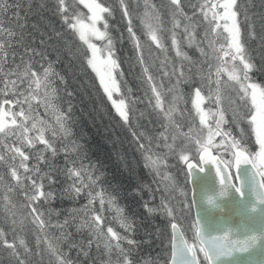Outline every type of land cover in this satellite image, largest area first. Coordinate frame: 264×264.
<instances>
[{"label": "snow or ice", "instance_id": "snow-or-ice-1", "mask_svg": "<svg viewBox=\"0 0 264 264\" xmlns=\"http://www.w3.org/2000/svg\"><path fill=\"white\" fill-rule=\"evenodd\" d=\"M118 4L134 53V63L130 68L139 67L138 78L146 86L148 104L157 118L163 121L161 127L164 131L153 137L137 131L139 125L133 124L137 101L132 99L131 88L122 87L125 72L110 30V21L115 19V9L110 4L103 0H52L53 14L59 16L74 40L78 41L73 47L72 40L54 31L58 43L51 47L56 53V62L64 54L72 60L83 58L115 114L128 127L143 156L144 166L156 175H161V168L167 167L169 155H177L186 167V180L191 182L197 171L204 173L208 166H212L224 189L220 195H227L231 189L243 197L245 183L254 182L258 202L264 204V84L255 81L251 75L256 65L245 46L242 25H247L250 38H255L256 32L255 22L250 21L247 10H244L241 21L238 0H167L159 7L151 0H144L142 14L131 9L128 0H118ZM81 5L87 14L81 11ZM20 7L19 4H9L8 0H0V17L14 8L12 19L19 22L22 20ZM41 7H44L43 3ZM186 9H192V13ZM161 10H166L170 17L169 29L163 27ZM261 19L264 20V15ZM136 20L143 26V40L137 34ZM3 25L4 20L0 19V203L3 204L4 222L11 223L14 233L18 226L22 230L25 221L30 219L36 230L37 251L32 252L23 236L14 234L10 240L3 227H0V247L8 250L15 264H33L34 255L40 257L36 264H41L44 260L39 252L41 245H44V253L48 257L47 264H83L90 259L93 246L98 254L103 247L107 256L103 264H135L130 253L139 242L121 235L104 216L107 206L115 213L114 219L119 226L132 231L124 209L103 190L94 191L100 177H94L93 170L83 164L77 167L67 156L66 164L71 166L65 167L63 175L70 183L64 193L71 199L86 197L87 202L82 207L73 209L76 214L73 219L79 218L76 231H87L89 239L73 240L72 233L67 231L69 219L53 223L51 209L46 217L44 205L56 199L53 188L61 183L58 178L61 170L52 163L61 150L55 141L58 135L64 138L72 135L68 126L71 106L65 112L56 103L55 80L66 81L56 71L54 62L49 60L47 51L25 45L23 33L16 41L23 47V55L17 62V53L12 51L13 37L17 33ZM201 25L202 38L198 39L197 29ZM18 26L24 27L22 23ZM261 27L264 29V24ZM165 31L169 34L177 62L169 56ZM261 38L264 40V36ZM51 39L53 37H49ZM185 45L195 48L204 59L194 61L184 50ZM153 46L158 53L154 54ZM204 64H207L206 70ZM225 76L226 80L223 79ZM184 85L189 86L188 95L195 112L186 132L180 123L185 116L181 107L186 102ZM206 104H214L215 109L205 108ZM38 106L54 117L55 126L41 118ZM228 113L239 129V137L224 127L229 124ZM196 118L199 127L195 124ZM79 147L76 145L71 151L75 152ZM161 147L167 150L164 154L154 151V148ZM213 149L220 154H213ZM193 151L194 156L189 154ZM225 153L230 159L224 158ZM163 179L168 181L164 186L165 192L171 194L177 190L172 177L164 175ZM17 190L23 196L19 203L13 200ZM179 197V207L161 199V208L170 218L171 228V251L167 264H201L198 252L203 254L204 264H217L221 257L231 255L237 248L246 250L256 242L255 236L242 244L233 243L227 234L205 236L197 214L193 225L199 241L197 248L196 244L184 238L180 224L176 222L177 211L191 208L186 192L180 190ZM172 198L177 199L175 196ZM97 202L99 208L95 206ZM208 203L214 204V200L209 198ZM148 211L156 210L149 208ZM52 228L59 230L58 235L49 232ZM122 242L130 247L126 249ZM65 243L67 251L63 249ZM73 248L77 249L75 259L69 254Z\"/></svg>", "mask_w": 264, "mask_h": 264}, {"label": "trees", "instance_id": "trees-1", "mask_svg": "<svg viewBox=\"0 0 264 264\" xmlns=\"http://www.w3.org/2000/svg\"><path fill=\"white\" fill-rule=\"evenodd\" d=\"M103 2L110 4L115 9V19L110 21V30L116 40L117 55L121 60V66L125 72L123 78L125 83H122V87L131 88L132 99L137 101L133 124L139 125L136 129L137 131H144L148 135L155 137L158 133L164 131L161 127L163 121L157 118L148 104V97L145 96L146 86L138 78L139 67L134 66L130 68V65L134 63V53L132 44L128 39L126 22L122 20L118 0H103ZM166 2L167 0H151V3L158 7ZM8 3L19 4L21 6L19 9L20 16L22 17L21 21L17 22L12 19V12L16 11L14 8L0 17V19L4 20L3 26L5 28L11 27L17 33L13 37L12 49V51L17 53V62H19V56L23 55V47L16 44V41L20 39V33H23L25 45L48 52L49 60L54 62L56 71L66 81V83H62L57 78L55 80V87L57 88L58 97L56 103L59 107L65 112H67L69 106L72 109L71 113H68L70 116L68 126L72 130V135L69 136V140L73 147H76V145L80 146L75 152L82 163L88 165V168L93 170L94 177H100L97 182L100 190H103L108 196L114 197L117 205L124 209V214L130 222L132 221V231H126L121 228L117 224V220L114 219L115 213L106 209L105 217L107 223L113 228H116L120 234L127 235L139 242L130 253L135 264H167L171 251V228L170 218L167 217L161 208L162 198L166 203L179 207L178 201L181 199L179 197V191L183 190L187 193V201L191 203V208L190 210L185 208L184 211H177L175 213L176 222L183 226L188 238L196 242L195 229L193 227L195 218L191 201V189L189 181L185 178V165L178 159L177 155H169L167 157L168 165L167 167L161 168V175L158 176L149 168H146L144 166L143 156L138 150L137 144L134 142L128 127L115 114L110 103L100 90L94 74L84 64L83 58L78 57L72 60L67 54H64L56 62V53L51 47L52 44L58 43L54 36V31H59L63 33V38L72 40L73 47H76L78 41L74 40V37H72L70 31L60 20L59 16L53 14L52 0H8ZM42 3L44 7H41ZM128 3L130 8L135 12L138 14L143 13L144 0H128ZM238 7L241 10V21L244 19L243 12L246 9L250 21L255 22V38H250L247 33V25H242L244 27V42L252 57L253 63L256 65V69L251 73L252 78L264 84V40L261 38L264 36V29L261 27L264 24V20L261 19V16L264 15V0H238ZM80 9L87 14V10L82 5ZM186 11L189 14L192 13V9H186ZM161 18L163 27L169 29L171 23L166 10H161ZM21 23L24 25L23 28L18 26ZM134 23L137 34L141 35L143 40V26L139 20H136ZM202 31L203 25L197 29L198 39L202 38L200 35ZM163 34L165 42L169 45V56L174 62H177L175 53L170 46L169 34L167 31ZM180 36L183 38L182 33H180ZM49 37H53V39L49 40ZM41 41L44 43H41ZM60 46L62 47V42ZM204 47L207 51L206 43ZM153 50L154 54L158 53V50H155L154 46ZM184 50L194 61H202L204 59L195 48H188L185 45ZM36 59L38 60L39 57ZM203 67L206 70L207 64H204ZM223 79L226 80L227 77L225 76ZM184 91L186 102L181 107L185 110V116L180 120V123L182 130L186 132L189 123L192 122L191 118L195 116V112L192 108L191 97L188 95V85H184ZM68 93H72V95H68ZM207 107L215 109L214 104H206L205 108ZM141 112L144 113L143 116L140 115ZM227 119L229 120V124L224 126L225 129H230L233 135L239 137V129L232 123L230 113L227 114ZM195 124L199 127L198 118L195 119ZM244 127L246 128V125ZM245 139L247 140V137ZM58 141L55 142L56 146L58 149H61ZM177 143L179 144L180 141H177ZM154 151L164 154L167 150L161 147L159 149L154 148ZM215 152L218 153V150ZM189 154L194 156L195 152L193 151ZM62 156H67L69 159L70 153H67L65 149H61L52 161L54 167L61 170V175L58 177L61 183L56 184L53 188L56 199L44 205L45 215L47 217L48 210L51 209L50 219L53 223L57 221L63 222L65 218H68L70 223L67 231L72 233L71 238L76 241L81 239L87 241L89 239L87 231H76L75 225L79 218L73 219L76 215L73 209L82 207L87 202L86 197L81 196L77 199H71L64 193V189L67 188L69 183L63 175V170L69 164H66ZM164 175L172 177L177 186L175 192L170 194L164 191V186L168 183V181L163 179ZM5 178L8 179V177ZM173 196L177 197V199H173ZM13 200L17 203L23 201V196L19 190L13 196ZM149 208L155 209L156 211L150 212L148 211ZM21 211L26 210L21 209ZM3 217V204L0 203V227L4 228L10 240L14 234L23 236L32 252L36 253V230L30 222V219L25 221L22 230L18 226L14 233L11 223H5ZM10 220L11 217H9ZM49 232L58 235L59 230L52 228L49 229ZM189 232L191 233L189 234ZM123 245L126 249L130 247L125 242H123ZM63 249L68 250L67 243L63 244ZM20 251L22 252V249ZM39 252L40 256L44 257L41 264H47L48 257L44 253V245L40 246ZM69 254L74 259L77 258V249H71ZM39 259V256L34 255L32 257L33 264H36ZM106 259V256L100 253L98 254L97 249L93 246L90 259L83 261V264H103ZM200 261L201 264H204L201 258ZM0 264H15V260L9 256L8 250L2 247H0Z\"/></svg>", "mask_w": 264, "mask_h": 264}, {"label": "water", "instance_id": "water-1", "mask_svg": "<svg viewBox=\"0 0 264 264\" xmlns=\"http://www.w3.org/2000/svg\"><path fill=\"white\" fill-rule=\"evenodd\" d=\"M189 185L194 217L196 220L198 214L205 236L227 234L233 243L241 244L257 237L246 250L237 248L231 255L221 257L217 264H264V204L258 202L254 182L245 183L243 197L231 189L222 196L224 189L214 168L208 166L204 173L197 171ZM209 198L214 204L208 203ZM180 231L183 232L181 228ZM184 238L187 240L185 234Z\"/></svg>", "mask_w": 264, "mask_h": 264}, {"label": "rangeland", "instance_id": "rangeland-1", "mask_svg": "<svg viewBox=\"0 0 264 264\" xmlns=\"http://www.w3.org/2000/svg\"><path fill=\"white\" fill-rule=\"evenodd\" d=\"M37 112L39 113V115L41 116V118L47 120L49 123H51V124H53V125L55 126L54 117H53L50 113H46L45 110H44V108H43L42 106H38V107H37ZM48 135H49V137L51 136L50 133H49ZM219 139H220V138L217 137V140H219ZM57 140H59L58 143L60 144V148H61V149H65V151H66L67 153H70V157H69V159H70L71 161H74V162H75V165H76L77 167H79L80 164H83L82 161H81V159L78 157L77 153L71 151V149L74 148V147L72 146V144H71V142H70V140H69V137L64 138L62 135H58L57 138H56V141H57ZM56 141H55V142H56ZM213 150H214V151H217V149H213ZM70 151H71V152H70ZM215 153H216V152H215ZM216 154L219 155V154H220L219 151H218V153H216ZM65 157H66V156H62V159L64 158V161H66V160H65ZM224 158H225V159H230V156H229L227 153H225V154H224ZM83 165H84V164H83ZM70 166H71V165L69 164V166H66V167H70ZM85 166L88 167V165H85ZM67 182L70 183V181H67ZM98 190H100V188L96 185L94 191H98ZM105 195L108 196L106 193H105ZM95 206H96L97 208H99V204H98V202H97V204H96ZM106 209H107L108 211H110V212H113V211H112L111 209H109L107 206H105V210H106ZM104 216H106V215H105V211H104ZM117 224L119 225L118 221H117ZM180 228L182 229L183 233L185 234V236H186L188 242H189V243H192V244H196V245H197V248H198V247H199V243H198V241H197L196 235H195V241H196V242H193V241H191V240L188 238V236H187V234H186V232H185V230H184V228H183V226H182L181 224H180ZM114 229H115L116 231H118L116 228H114ZM190 233H191V232H189V234H190ZM121 235H123V234L121 233ZM191 237H192V236H191ZM122 244H123V242H122ZM123 246H124V245H123ZM99 253L105 255L102 246H101V249L99 250ZM198 254H199V258H201V259L203 260V254H202V253H199V252H198ZM114 255H115V254H113V259H114ZM105 256H106V255H105ZM106 258H107V256H106Z\"/></svg>", "mask_w": 264, "mask_h": 264}, {"label": "bare ground", "instance_id": "bare-ground-1", "mask_svg": "<svg viewBox=\"0 0 264 264\" xmlns=\"http://www.w3.org/2000/svg\"><path fill=\"white\" fill-rule=\"evenodd\" d=\"M142 5V4H141ZM246 7V6H245ZM249 8V7H248ZM140 25V24H139ZM139 27V26H138ZM157 208V207H156ZM131 218V217H130ZM132 222V221H131ZM127 236V235H126Z\"/></svg>", "mask_w": 264, "mask_h": 264}]
</instances>
